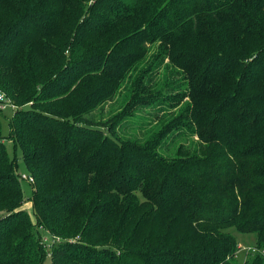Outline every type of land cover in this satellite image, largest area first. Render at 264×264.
<instances>
[{
  "label": "trees",
  "instance_id": "16d2710c",
  "mask_svg": "<svg viewBox=\"0 0 264 264\" xmlns=\"http://www.w3.org/2000/svg\"><path fill=\"white\" fill-rule=\"evenodd\" d=\"M0 92V264H264V0H0Z\"/></svg>",
  "mask_w": 264,
  "mask_h": 264
},
{
  "label": "rangeland",
  "instance_id": "374dc122",
  "mask_svg": "<svg viewBox=\"0 0 264 264\" xmlns=\"http://www.w3.org/2000/svg\"><path fill=\"white\" fill-rule=\"evenodd\" d=\"M163 50L160 46V48L158 49V44L155 45H149L146 47H144L143 50L140 51V54H145V59L143 60V63H139L138 64V68L135 69L132 73L131 76L135 77V74H138L139 71H141L143 68H141L142 66H146L148 64V61H150L152 58H154L155 56H157L159 53H162ZM164 64L168 65L169 64V59L166 57L164 60ZM168 68V66H167ZM176 72H170L168 74V80L169 81H174L176 79L182 78L183 77V73L181 70H175ZM159 82V81H158ZM155 86L157 87H161V81L159 82V85L156 84ZM6 94V93H5ZM127 90H126V84L124 85V87L122 88V90L117 94V96L111 100L108 101L107 103L101 105V107H99L97 110L94 111V118L95 119H101V120H106L107 118L113 116L115 113H117V111H119L127 98ZM154 94V93H153ZM7 96V95H6ZM8 98V96H7ZM9 99V98H8ZM11 101V99H9ZM187 101V100H186ZM15 108H12L11 106L7 107L6 109H1L3 111H5V115L2 117V130H3V134L4 135H8L9 131H10V126H9V118L13 115ZM164 113L162 112H156L155 110L152 109H143V110H138V111H134L131 114V117L128 118L129 122L128 123H135V128H123V129H118V131L120 132L121 135H123L125 138H135V139H139L142 141V139H144L146 136H148L150 134V132L152 130H154L156 127L155 126H159L163 121L167 120L168 118L171 117L170 114L168 113ZM153 121L154 125L153 127L150 128V130H139L138 125L139 124H145V122L147 121ZM179 144V143H178ZM177 144V145H178ZM6 145H7V149L11 155V157H14V144L13 141L10 139H6ZM175 147H172L171 150L165 151L166 154H171L172 152H174ZM177 148V146H176ZM18 156L20 158L19 161V171L20 173H25L27 174V169L25 167V164L23 162V160L21 159L22 154L20 152V150L18 151ZM33 182H30L27 179H22V187L23 190L25 192V202H24V208H26L30 214L33 216L34 218V210H33V205H32V192H33ZM234 229V228H233ZM235 235L238 237L239 241H240V251H239V255H238V259L243 262L247 256L248 253L250 252H254L256 249L254 248V244H255V234L252 233H241L238 231H234ZM42 237L44 239V242L46 244V253H47V258L45 259V263L44 264H52V260H51V253H52V246L55 243L56 240L61 239L62 237H55L52 234L48 233V231L46 230H42ZM120 248V247H117Z\"/></svg>",
  "mask_w": 264,
  "mask_h": 264
},
{
  "label": "built area",
  "instance_id": "2783aa9c",
  "mask_svg": "<svg viewBox=\"0 0 264 264\" xmlns=\"http://www.w3.org/2000/svg\"><path fill=\"white\" fill-rule=\"evenodd\" d=\"M9 106H11L12 108H15V105L7 98L5 93L0 92V109H6ZM21 178L27 179L30 182H34V178L25 173L21 174Z\"/></svg>",
  "mask_w": 264,
  "mask_h": 264
}]
</instances>
